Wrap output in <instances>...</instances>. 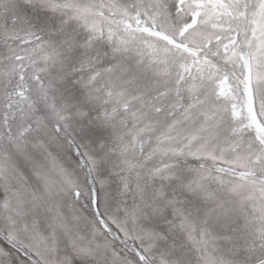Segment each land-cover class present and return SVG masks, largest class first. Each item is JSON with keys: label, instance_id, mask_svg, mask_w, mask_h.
<instances>
[{"label": "snow or ice", "instance_id": "snow-or-ice-1", "mask_svg": "<svg viewBox=\"0 0 264 264\" xmlns=\"http://www.w3.org/2000/svg\"><path fill=\"white\" fill-rule=\"evenodd\" d=\"M0 264H264V0H0Z\"/></svg>", "mask_w": 264, "mask_h": 264}]
</instances>
